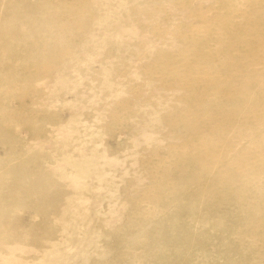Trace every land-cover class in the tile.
I'll return each mask as SVG.
<instances>
[{"label": "rangeland", "instance_id": "rangeland-1", "mask_svg": "<svg viewBox=\"0 0 264 264\" xmlns=\"http://www.w3.org/2000/svg\"><path fill=\"white\" fill-rule=\"evenodd\" d=\"M0 264H264V0H0Z\"/></svg>", "mask_w": 264, "mask_h": 264}]
</instances>
